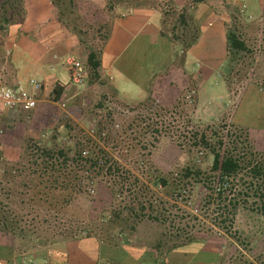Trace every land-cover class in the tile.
I'll return each mask as SVG.
<instances>
[{"label": "trees", "instance_id": "1", "mask_svg": "<svg viewBox=\"0 0 264 264\" xmlns=\"http://www.w3.org/2000/svg\"><path fill=\"white\" fill-rule=\"evenodd\" d=\"M2 1L0 30L9 19L7 4L12 6L15 2L14 7L19 5L18 0ZM85 1L51 0L60 19L71 28L83 47L84 60L81 61L87 83L100 82L105 87L98 70L100 54L110 34V20L106 16L123 4L155 8L162 4L160 0H101L103 7L96 9L102 18L87 21L78 8ZM20 12L21 8L14 14L18 16ZM162 12L163 26L171 41L180 45L181 52L172 67L151 78L147 98L140 101L138 107L154 108L158 116L177 115L186 129L164 134L167 124L163 122V125L162 121H146L141 115L129 118L120 111L104 109L102 100L105 95L96 104L103 113H96L90 120L89 131L92 133L67 114L59 116L54 112L51 120L38 129H28L18 143L14 142L10 155L0 146V239L11 235L23 245H49L83 237L82 232H90L87 225L92 223L76 219L72 207L80 198L88 200V195L100 187L106 189L110 198L108 207L99 212L101 220L119 231H135L137 224L145 220L160 224L163 231L153 246L156 251H161L164 246L169 252L194 241L195 236L191 233H178L183 221H177L169 207L176 206L171 200L182 198L186 202L190 199L196 186L202 192L199 206L204 216L212 214V224L230 236H234L232 227L239 210L258 214L264 221V151L259 149L249 127L222 122L199 126L193 122L197 85L193 75L185 70L184 54L198 41L201 28L185 8ZM237 12L236 7L230 11L232 23L226 28L225 80L228 90L239 74V66L248 58L250 67L255 58L243 33L233 24L243 22L236 17ZM172 15L169 22L167 16ZM2 53L0 47V62ZM174 67L179 70L175 74L171 73ZM178 74L182 78L175 83ZM106 89L116 97L110 86ZM61 93L62 87L55 85L52 99L59 101ZM137 120L146 121L145 128L128 137V131ZM109 123L118 128L115 136L107 131ZM158 124L163 128H157ZM161 136L174 138L186 160L165 174L153 168V172L147 175V164ZM144 139L145 144L138 148V143ZM111 140L118 144L133 140L131 146L126 143V150L134 152L133 162L137 169L141 168L146 179L132 173L107 149ZM158 190L171 200L160 196ZM84 237L90 239L94 236L87 233ZM239 242L244 245L243 241ZM0 248L3 245L0 244ZM229 264H264V255L249 259L243 251H238Z\"/></svg>", "mask_w": 264, "mask_h": 264}, {"label": "rangeland", "instance_id": "2", "mask_svg": "<svg viewBox=\"0 0 264 264\" xmlns=\"http://www.w3.org/2000/svg\"><path fill=\"white\" fill-rule=\"evenodd\" d=\"M239 1L244 5L242 9H238L235 5H229L228 11L229 15L234 7L239 11L236 17L239 20H243V22L237 23L235 21L233 24L239 28L249 47L253 49L255 57L253 64L248 67L247 58L245 63L239 66V74L231 82V87L228 90L225 80L226 59L214 55L215 57H212L211 61H204L200 57L202 52L199 49L189 54L184 67L186 72L195 76L197 85L195 90L196 104L193 103L195 108L192 120L199 126L219 122L227 125L236 123L251 128L254 134H260L264 132V22H257L260 14H262L258 4L259 0ZM96 2L98 3L95 4L93 11H87L88 8L85 9L83 7V10L81 9L87 21H92L93 19L96 21L102 18L97 9L99 10L103 7V2L101 0H96ZM167 9L171 8L168 7ZM173 16H167L169 22L172 21ZM106 18H109V16H106ZM224 30L226 34L225 27ZM210 41V39L205 37L200 47ZM178 71V68L174 67L171 73L175 74ZM63 76H67L66 72H64ZM181 78V74H178L174 80L175 83H179ZM66 81L68 82L67 78ZM85 84L86 86L81 88L82 90H80L74 101L64 102L59 100L49 106L50 111L53 114L54 112L57 113L59 116L67 114L77 124L89 131L90 120L96 113H103V109L96 108V104L105 95L106 98L102 100L104 109L120 111L129 118L141 115L142 119L146 121H162V124L163 122L167 124L164 134H172L175 131L180 133V131L182 132L186 129L178 121L177 115L174 117L170 116V114L158 116V114H155L156 109L154 108L138 107L139 102L136 104L123 103L106 89V86H108L106 81L105 87L100 82H96L95 90L91 88L90 92L86 89L87 80ZM27 87L28 92H30L34 86L28 83ZM23 113L24 116L32 120L30 122L34 127L33 129H38L46 122L34 118V115L29 111H24ZM144 120H137L133 124L132 129L128 131L129 134L127 136L133 137L143 131L146 126V121ZM10 128V126L0 127V140L5 139L12 144L13 142L18 143L27 132L22 133V124H17L16 127L13 125ZM157 128L163 127L158 124ZM14 130L17 135L12 134ZM107 131L115 136L118 128L109 123ZM132 141L127 140V142L118 144L116 141L111 140L106 147L132 173L146 179L140 172L141 168L137 169L136 163L133 162L135 155L132 149V152L126 150V143L131 146L133 144ZM138 144L140 146L138 148H141L145 144V139ZM7 153V155L12 153L11 148H8ZM185 160L186 156L176 146L174 138L161 136L153 148L147 164L146 174L149 175L153 172V168H157L158 171L165 174L167 171L174 170L177 166L182 165ZM158 194L171 200L170 197L163 194L162 190H158ZM190 197L186 202L182 198L171 200V203L176 206L169 207L176 220L183 221L180 222L182 230L178 231L176 229V231L181 235L188 232L195 236L193 242L181 246L180 250L174 248L168 252L164 246L160 249L161 251L154 250L153 246L156 240L162 237L163 228L160 224H153L151 221L145 220L137 224L135 231L121 230V232L103 222L99 212L108 207L110 198L106 189L100 187L94 189L88 195V200L85 198L78 199L71 210L79 221L92 223L89 226L87 225L90 232L84 230L82 232L83 237L79 236L74 241L67 243L56 242L49 245H23L18 239H14L11 235H6L0 239V244L3 245V248H0V264H119L118 261L126 255L127 257L132 256V259H137L136 257L140 252H145L144 255L140 256L146 258L142 261L143 264H151L147 261L148 258H152L157 264H229L231 257L238 251H243L249 259H253L257 255H264V221L261 220L258 214L251 213L245 209L239 210L234 217L232 227L234 236L232 237L212 224V214L207 215L208 218L204 216L199 206V200L202 197L199 187L196 186L192 189ZM87 233H89V236L94 237L85 239L84 236ZM234 237L239 241H243L244 245L240 244ZM178 251H181L179 252L181 253L179 257L176 256Z\"/></svg>", "mask_w": 264, "mask_h": 264}, {"label": "crops", "instance_id": "3", "mask_svg": "<svg viewBox=\"0 0 264 264\" xmlns=\"http://www.w3.org/2000/svg\"><path fill=\"white\" fill-rule=\"evenodd\" d=\"M18 2L17 7H14L15 2L12 6L10 3L7 4L9 19L3 30H0V47L3 50L0 85L10 87L20 85L23 93L37 99L36 106L29 110L33 117L44 121L51 120L53 113L49 106L57 102L52 99L55 85L62 87L59 100L64 102L74 101L81 88L86 86L87 78L81 85L70 83L65 63V59L69 57L83 61L84 50L71 28L60 19L51 0ZM97 3L96 0H86L78 5V8L84 14L82 7L88 8L87 11H93ZM160 3L162 5L156 8L123 4L108 15L110 34L100 54L101 66L98 72L101 79L107 82L123 103L136 104L143 101L148 95L151 78L167 70L175 57L180 55V45L171 41L169 33L163 26L162 10L168 7L175 10L185 8L201 28L198 41L185 51V66L189 54L198 49L202 52L200 57L204 61H211L214 55L226 59L224 27L226 29L230 23L228 6L235 5L238 9L244 6L239 0H160ZM258 4L262 14L257 22L263 23L264 1L259 0ZM19 8L21 12L16 16L14 12ZM205 37L211 41L200 47ZM64 72L67 74L66 77L63 76ZM193 77L195 78L194 75ZM30 80L40 83V88L33 87L28 92L27 84L31 83ZM95 84H88L86 89L95 90ZM23 112L24 110L19 107L8 109L0 106V127L12 128L13 125L16 127L17 124H22V133L33 129L32 120L24 116ZM12 134L17 135L15 130ZM260 134H255V139L259 149L264 151V132ZM9 143L2 139L1 149L7 152L8 148H11L13 152L14 142L12 145ZM180 249L181 247H178V250ZM179 252L181 251L177 252V257L181 254ZM142 254L145 252H140L137 259L126 255L118 263L143 264L142 261L146 258L140 257ZM147 261L157 264L152 258H148Z\"/></svg>", "mask_w": 264, "mask_h": 264}, {"label": "built area", "instance_id": "4", "mask_svg": "<svg viewBox=\"0 0 264 264\" xmlns=\"http://www.w3.org/2000/svg\"><path fill=\"white\" fill-rule=\"evenodd\" d=\"M68 67L70 83L73 85H81L86 78V70L82 61L78 58L69 57L65 59ZM36 89L40 88V83L30 80ZM37 104V99L34 96L23 93L20 85L13 87L0 85V106L3 108L19 107L23 110L33 109Z\"/></svg>", "mask_w": 264, "mask_h": 264}]
</instances>
